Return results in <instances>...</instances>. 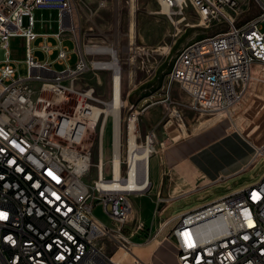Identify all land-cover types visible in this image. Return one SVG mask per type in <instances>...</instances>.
I'll use <instances>...</instances> for the list:
<instances>
[{
	"label": "built area",
	"instance_id": "obj_1",
	"mask_svg": "<svg viewBox=\"0 0 264 264\" xmlns=\"http://www.w3.org/2000/svg\"><path fill=\"white\" fill-rule=\"evenodd\" d=\"M156 1L161 7L163 1L173 10L181 9V0ZM255 1L259 14L243 24L236 23L231 13L237 11L239 0L194 2V9L204 5V23L221 14L228 29L187 44L174 58L167 79L177 78L182 91L195 90L200 84L216 90L215 100L201 101L199 97L196 106H188L191 111L228 112L243 103L256 79L253 65L264 67V0ZM20 2L24 0H0V106L4 107L0 115V264H123L125 257L135 256V231L128 228L133 214L131 199L139 196L148 169L145 173L138 165L127 170L129 122L126 129L112 123L114 165L103 168L106 123L77 89L78 80L88 69L77 68L76 63L70 66L71 54L65 47L64 54H58L54 61H40L34 55L33 42H27V32H36V10L58 12L59 31L53 34L58 39L65 30L76 36L77 2L31 0L33 10L26 12L24 22L14 24V7ZM48 36L36 32V40ZM14 37L25 38L28 43L26 76H18L12 64L9 40ZM199 45H207V52H199ZM39 48L53 54L49 43L40 42ZM232 50H241L237 63L229 62ZM77 55L85 57L82 51ZM218 57H227L223 71L200 69V60ZM56 64L64 68L57 69ZM43 93L58 96L59 103L77 95L79 106L73 114L60 110L46 114L40 103ZM135 132L138 138L137 128ZM85 133L99 134L95 162V142H86ZM151 138L153 145L159 143L157 133L151 130L139 150ZM115 142L123 146V154L114 153ZM259 156L264 158V147L257 148L253 162ZM126 171L136 173V182L115 184V176ZM93 172L96 177L86 181ZM109 189L123 193L124 208H114ZM97 209L107 216L109 224L96 216ZM168 238L178 249L179 264H264V175L183 213Z\"/></svg>",
	"mask_w": 264,
	"mask_h": 264
},
{
	"label": "rangeland",
	"instance_id": "obj_2",
	"mask_svg": "<svg viewBox=\"0 0 264 264\" xmlns=\"http://www.w3.org/2000/svg\"><path fill=\"white\" fill-rule=\"evenodd\" d=\"M75 1L79 7L78 14L83 20L85 57L89 64V69L77 82V89L86 96L87 104L98 111L102 121L106 123L103 133L104 168L113 167L112 123L118 121L126 129L129 118L132 117L137 121L138 144L145 140V135L149 131L154 130L157 133L159 143L152 157V147H148L152 176L159 166V156L162 154L159 150L165 151L163 156L168 154L169 149L165 147L164 142L178 141L181 137L207 129L213 123L227 125L230 130L238 127L255 147L254 155L257 153V148L264 147V67H259L257 63L253 65L252 73L255 74L256 79L251 82L243 103L235 105L228 112L191 111L188 106H196V99L199 97L201 101L215 100L216 90H208V84H200L195 90L182 91L177 85V78L167 79L174 58L182 47L228 29L221 14L211 17V22L202 23L203 17L196 7L194 9L192 3L187 7L181 5V9L175 8L166 12L163 5L161 7L156 0ZM259 12L255 0H239L237 11H231L238 24L254 18ZM57 14V11L36 10V32L56 30ZM40 18L46 20L42 29L38 24ZM49 22L53 24L52 29L49 27L51 24ZM262 29L264 31V23ZM49 39L39 37L32 43L34 55L40 61H54L57 58L59 48H54L52 55L39 48L40 42L47 44L51 41L54 46L59 43L56 38ZM66 46L71 52V63L76 61V67L80 68V57L72 52L74 43L67 41ZM9 50L17 75L26 76L27 66L24 61L27 51L26 39L11 38ZM219 58L218 62L216 58L215 60L211 58V71L208 73L223 71V67L227 65V57ZM239 60H241V50H232L229 62L237 63ZM55 67L64 68L59 64ZM200 69L205 70L202 68V63ZM187 95L188 97L185 98ZM44 101H47L52 108L68 114H73L79 106L77 95H73L67 103H59L58 96L43 93L40 103ZM175 108L180 112L174 114ZM180 115L181 118H177ZM85 141L95 142L93 146L95 162L98 157L99 134L86 133ZM120 154H123V146H120ZM257 160V163L250 164L235 176L222 178L213 183L211 198L229 195L248 183L258 181L264 173V158L259 156ZM220 166L223 169L226 165L223 167L220 164ZM161 172L164 173L163 170ZM223 172L227 171L223 170ZM107 175L110 176L109 171ZM95 177L96 174L93 172L86 181L90 182ZM214 177L215 175L211 174V179ZM152 179L153 177L151 181ZM201 180L197 178L195 182L198 184ZM108 198L112 197L108 195ZM118 198L119 201H124L123 194ZM131 200L135 213L130 218L128 228L135 231L134 248L147 243H165L180 214L184 212L182 210L184 200L175 202V199L161 192L156 193L152 184L149 190L132 197ZM95 214L101 221L109 224V219L100 209H97ZM140 225L141 229L138 230ZM170 252L172 253L171 250Z\"/></svg>",
	"mask_w": 264,
	"mask_h": 264
},
{
	"label": "crops",
	"instance_id": "obj_3",
	"mask_svg": "<svg viewBox=\"0 0 264 264\" xmlns=\"http://www.w3.org/2000/svg\"><path fill=\"white\" fill-rule=\"evenodd\" d=\"M39 20L38 24H40L42 29L45 27L46 20L42 18ZM74 20L78 29L76 36L69 30H65L61 34L60 39L53 35L59 31L58 14L56 20L57 29L52 32L40 33L48 34L49 38H56L59 41L56 46L49 41V44L53 47V52L54 48L65 47L68 49L66 42L71 41L74 43V49L72 50L74 54L77 55L79 51H82L86 55L82 16L77 13ZM52 25L51 23L50 29H52ZM43 38L49 39L47 37ZM199 52H207V45H199ZM216 61H220V58H216ZM75 63L76 61L74 63L70 61L69 65L74 66ZM200 63H202V68L209 72L211 71V58H204L200 60ZM226 126L222 123H213L207 129L181 137L178 141L172 143L164 142L165 147L169 149L168 154L163 156L165 151L159 150L162 154L159 156V166L154 170L153 176L150 162V176L153 177L151 181L152 187H154L156 193L161 192L167 197L175 199V202L184 200L183 213L218 199L211 198V185L213 183L222 178L235 176L250 164L258 162V160L253 162L255 147L250 144L244 133L238 127L230 130L229 126H227L228 128ZM179 131L182 135V130L180 129ZM220 164L223 167L224 165L226 166L221 169ZM162 170L164 171L163 174ZM223 170L227 172L224 173ZM211 174L212 176L215 175L213 179H211ZM197 178L202 179L198 184L195 182ZM114 208L116 207L114 206ZM169 250L172 253H169ZM133 253L135 256L129 255L125 257L123 264H179L178 249L170 239L165 243L139 245L133 249Z\"/></svg>",
	"mask_w": 264,
	"mask_h": 264
},
{
	"label": "bare ground",
	"instance_id": "obj_4",
	"mask_svg": "<svg viewBox=\"0 0 264 264\" xmlns=\"http://www.w3.org/2000/svg\"><path fill=\"white\" fill-rule=\"evenodd\" d=\"M194 2H196V0H181V5H185L187 7V5L189 3H192L194 5ZM161 3H162L161 5H163V9L166 12L171 11L172 8H170L169 4L163 3V1H161ZM176 5L179 7L178 4H176ZM195 7L198 9L200 15H204V5H196ZM29 10H33V2H31V0H24V2L19 3V6H15L14 7V13H13V23L14 24H21V22H23L24 15H26V12ZM165 11H163V12H165ZM202 23H203V19H202ZM35 40H36V32H27V42H34ZM26 52H28V43H27V51ZM58 54H64V47H61L59 49ZM80 62H81L80 69H89V64H88V61L86 60L85 57H80ZM0 65H3V53L2 52H0ZM111 66H112V63H111ZM187 97H188V95L185 96V98H187ZM116 99H117V96H116ZM70 100H71V98H66L64 103H67ZM175 107H177V106H175ZM42 111L45 112L46 114H58V109L52 108L51 105L47 101L42 102ZM93 111L95 113L98 112L94 109H93ZM179 112H180V110L178 108H175V110L173 111L174 114H177ZM103 113H105V112H103ZM2 114H4V107L0 106V115H2ZM130 119H129V127H130L131 136H130V142H129L130 152L128 155L127 170L137 169L138 165H140L143 168V171H145V173L147 172V169H148V177H147V174H145L144 181H143L141 188H140L141 190H139V194H142L146 191V190H142V189H144L146 186L150 187V185H151L150 165H149V160H148V155H149L150 149L148 147H152V152H151V157H152V155L156 152V146L153 145V143H152L154 141V138L153 139L151 138L150 142L148 144H144L143 149L139 150V144L137 141L138 138H137L136 132L134 134V130H135V128H137V125H136L137 121H135V118H133V117L131 120ZM85 135H86V133H85ZM117 135H118V129H117ZM259 152H261V151H259ZM114 153L120 154V146L118 145V142H115ZM138 161L140 163H138ZM115 162H116V165L119 164V158L118 157L116 158ZM104 164L105 163L103 160V168H104ZM112 164L114 165V157H113ZM129 182H136V173L134 171H127L126 176H124L123 174H120V176H115V184H122V183H129ZM122 194L123 193H116V189H109L108 190V195L110 197L114 198V206L116 208H124V201H119L120 199L118 198V196H120Z\"/></svg>",
	"mask_w": 264,
	"mask_h": 264
},
{
	"label": "trees",
	"instance_id": "obj_5",
	"mask_svg": "<svg viewBox=\"0 0 264 264\" xmlns=\"http://www.w3.org/2000/svg\"><path fill=\"white\" fill-rule=\"evenodd\" d=\"M132 98H133V97L131 96V100H133Z\"/></svg>",
	"mask_w": 264,
	"mask_h": 264
}]
</instances>
